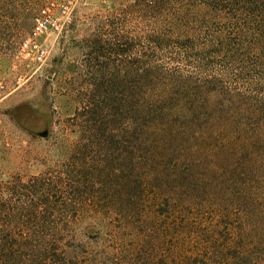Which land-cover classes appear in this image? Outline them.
Returning <instances> with one entry per match:
<instances>
[{"label":"trees","instance_id":"16d2710c","mask_svg":"<svg viewBox=\"0 0 264 264\" xmlns=\"http://www.w3.org/2000/svg\"><path fill=\"white\" fill-rule=\"evenodd\" d=\"M139 5L135 14L152 22L141 57L119 61L136 47L113 34V43L94 44L88 89L78 94L68 129L95 142L94 155L115 150L127 178L143 170L139 180L158 196L168 184L173 214L207 210L220 221L212 234L190 226L193 236L181 239L188 228L176 224L179 237L158 264H264V0ZM105 55L115 68L101 60ZM114 159L109 154L101 163L115 166ZM39 182H0L5 228L18 220L11 201L19 191L29 197L28 211L40 208L47 189ZM33 216L27 214L31 229L16 240L0 230V264H105L103 253L89 260L86 250L49 230L53 220ZM231 217L237 226L221 225ZM221 234L224 245H215ZM186 239L198 242L189 247Z\"/></svg>","mask_w":264,"mask_h":264},{"label":"rangeland","instance_id":"374dc122","mask_svg":"<svg viewBox=\"0 0 264 264\" xmlns=\"http://www.w3.org/2000/svg\"><path fill=\"white\" fill-rule=\"evenodd\" d=\"M52 2L60 5L67 0H0V182L40 180L47 189L41 199L45 206L41 203L33 211L27 210L29 197L22 191L13 196L18 220L7 228L0 223V230L16 240L31 229L27 214H32L41 221L53 220L49 230L67 236L63 243L86 250L89 260L103 253L105 264H158L179 237L176 224L188 228L178 239L191 238L190 226L198 234H212L218 219L207 210L173 214L168 184L158 196L139 180L143 170L135 169L127 178L115 150L94 155L95 142L68 129L78 108L77 96L88 89L94 44L113 43L111 34L127 38L136 51L118 59L134 62L141 57V46H146L152 22L135 14L139 0H71L69 24L42 39L47 48L44 62L22 63L17 55L20 40L30 32L34 17ZM101 60L115 68L113 58L105 55ZM82 150L90 154L83 156ZM109 154L115 158L116 172L115 166L101 163ZM238 222L231 217L221 225ZM224 237L218 236L215 245H224ZM196 242L185 240L189 247Z\"/></svg>","mask_w":264,"mask_h":264},{"label":"built area","instance_id":"2783aa9c","mask_svg":"<svg viewBox=\"0 0 264 264\" xmlns=\"http://www.w3.org/2000/svg\"><path fill=\"white\" fill-rule=\"evenodd\" d=\"M55 6H59L57 14L54 13ZM71 6H74L71 0L60 5L52 2L34 17L30 32L19 43L17 55L22 63L41 65L44 62L47 48L42 39L50 33L60 32L66 24H69Z\"/></svg>","mask_w":264,"mask_h":264}]
</instances>
